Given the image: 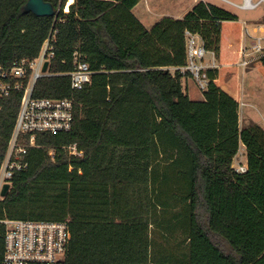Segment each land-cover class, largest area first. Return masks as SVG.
I'll use <instances>...</instances> for the list:
<instances>
[{"label":"trees","instance_id":"16d2710c","mask_svg":"<svg viewBox=\"0 0 264 264\" xmlns=\"http://www.w3.org/2000/svg\"><path fill=\"white\" fill-rule=\"evenodd\" d=\"M27 1L0 0V65L36 58L56 29L55 76L34 96L74 98L75 117L67 133L37 135L0 221L68 222L66 264H264V130L240 125L238 17L199 2L147 30L132 12L142 0H75L68 13V0H45L60 7L57 19L25 13ZM186 31L220 65L201 102L183 91ZM77 51L94 75L74 93L65 74ZM254 67L264 76V58ZM20 102V93L0 99V168ZM73 144L82 157L65 151ZM241 147L248 169L239 174ZM153 227L183 235L188 252L153 258ZM5 231L0 223V261Z\"/></svg>","mask_w":264,"mask_h":264},{"label":"built area","instance_id":"2783aa9c","mask_svg":"<svg viewBox=\"0 0 264 264\" xmlns=\"http://www.w3.org/2000/svg\"><path fill=\"white\" fill-rule=\"evenodd\" d=\"M244 12H254L264 7V0H242L240 5L228 0H220ZM66 12L65 8L63 9ZM60 7L56 9L58 18ZM239 22V20H238ZM58 31L52 29L44 41L39 55L32 60H17L10 67L0 65V99L20 93L21 102L14 130L9 141L4 161L0 168V201L4 200L2 191L5 186L12 189L14 176L26 170L28 150L36 148L38 134L67 133L73 128L75 117L74 98L48 99L36 98L35 87L39 80L54 77L50 73V64L55 54ZM186 65L180 68L182 81L191 80L201 93L209 89L210 70L219 69L214 51L206 48L199 34L185 32ZM264 58V18L259 22H242L236 67L244 72L257 61ZM48 63L47 72H43ZM74 70L65 74L70 78V87L74 93L85 90L92 84L94 72L80 52L74 53ZM176 70V69H174ZM185 94L188 88H183ZM70 156L82 157L83 152L77 144L64 148ZM240 152V151H239ZM54 155V151H50ZM238 157V158H237ZM234 167L239 174L248 169L247 157L242 162L238 153ZM240 159V160H239ZM4 250L0 264H66L67 253L72 240L68 222L38 220H4Z\"/></svg>","mask_w":264,"mask_h":264},{"label":"rangeland","instance_id":"374dc122","mask_svg":"<svg viewBox=\"0 0 264 264\" xmlns=\"http://www.w3.org/2000/svg\"><path fill=\"white\" fill-rule=\"evenodd\" d=\"M193 1L194 0H147V2L141 3V5L136 9L135 14L142 19L145 25L144 27L147 30H151L154 25L160 21V13L177 16L187 7L192 5ZM206 1L238 17L240 35L243 21L252 23L259 22L262 18H264V7H261L254 12H244L234 6L223 3L220 0ZM228 1L237 5L242 3V0ZM148 6H150L152 10H149ZM238 82L240 84L239 97L241 128L256 125L264 130V76L258 68L251 65L245 72L242 69L238 70ZM182 86L184 89L188 88V92L186 94L189 96L190 100L197 102L205 100V95L198 90L193 81H182ZM239 153L242 154L240 159L242 158V162L245 163V148L241 147ZM233 166L236 167L237 163L234 162ZM151 230L152 239L154 240L152 253L153 258L158 257L157 252L159 250H167V253L178 255L188 252L185 243H183L184 237L180 233L175 234L174 237L170 239L167 235L162 234V232H160L156 227L151 228ZM225 247L227 252H231L227 244H225Z\"/></svg>","mask_w":264,"mask_h":264},{"label":"water","instance_id":"95a60500","mask_svg":"<svg viewBox=\"0 0 264 264\" xmlns=\"http://www.w3.org/2000/svg\"><path fill=\"white\" fill-rule=\"evenodd\" d=\"M25 13H32L37 17H55L56 16V9L51 4L46 2L45 0H28L25 7ZM48 63H46L43 67V72H47ZM9 186H5L2 191V197H6L9 193Z\"/></svg>","mask_w":264,"mask_h":264},{"label":"crops","instance_id":"0c3cea01","mask_svg":"<svg viewBox=\"0 0 264 264\" xmlns=\"http://www.w3.org/2000/svg\"><path fill=\"white\" fill-rule=\"evenodd\" d=\"M74 2H75V0H68L67 1V4H66V6H65V10H66V12H69V8H70V6L71 5H73L74 4ZM144 2H147V0H142V1H140V3L133 9V14L135 15V17L144 25V23H143V21H142V19L141 18H139L136 14H135V11H136V9L141 5V3H144ZM199 2H204V3H206V4H210L209 2H207L206 0H194L193 1V4L192 5H190L189 7H187L185 10H183L181 13H179L177 16H173V15H168V14H165V13H160V20L162 19V18H164V17H170V18H173V19H175V20H182L185 16H186V14L188 13V12H190L192 9H193V7L196 5V4H198ZM148 8H149V10H152L151 9V7L150 6H148ZM145 26V25H144Z\"/></svg>","mask_w":264,"mask_h":264}]
</instances>
